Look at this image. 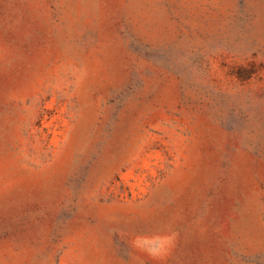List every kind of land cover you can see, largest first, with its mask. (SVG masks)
<instances>
[{
    "label": "rangeland",
    "instance_id": "1",
    "mask_svg": "<svg viewBox=\"0 0 264 264\" xmlns=\"http://www.w3.org/2000/svg\"><path fill=\"white\" fill-rule=\"evenodd\" d=\"M0 264H264V0H0Z\"/></svg>",
    "mask_w": 264,
    "mask_h": 264
}]
</instances>
